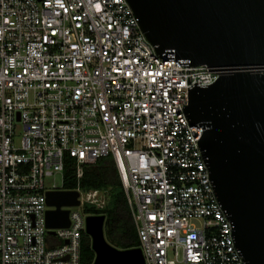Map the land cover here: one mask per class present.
Here are the masks:
<instances>
[{
	"label": "built area",
	"instance_id": "1",
	"mask_svg": "<svg viewBox=\"0 0 264 264\" xmlns=\"http://www.w3.org/2000/svg\"><path fill=\"white\" fill-rule=\"evenodd\" d=\"M227 72L157 55L126 0H0V264H81L86 219L103 214L71 208L106 210L80 180L108 156L145 264H245L185 112ZM67 158L80 204L49 229L47 194L67 190L47 182Z\"/></svg>",
	"mask_w": 264,
	"mask_h": 264
},
{
	"label": "water",
	"instance_id": "2",
	"mask_svg": "<svg viewBox=\"0 0 264 264\" xmlns=\"http://www.w3.org/2000/svg\"><path fill=\"white\" fill-rule=\"evenodd\" d=\"M126 1L157 55L228 70L213 85L192 88L185 112L204 128L199 147L236 248L245 264H264V0ZM78 199L49 192L55 210L47 227L69 228L62 208L79 206ZM105 225L104 215L86 219L93 264H145L141 249L109 244Z\"/></svg>",
	"mask_w": 264,
	"mask_h": 264
},
{
	"label": "trees",
	"instance_id": "3",
	"mask_svg": "<svg viewBox=\"0 0 264 264\" xmlns=\"http://www.w3.org/2000/svg\"><path fill=\"white\" fill-rule=\"evenodd\" d=\"M75 160L66 159L63 188L73 191L77 188ZM80 185L84 190H102L110 195L106 210L95 212L106 216L107 241L119 250H133L139 247V239L132 215L127 203L123 186L112 156L102 158L91 166L84 168ZM95 253L90 244L81 243V264H93Z\"/></svg>",
	"mask_w": 264,
	"mask_h": 264
},
{
	"label": "rangeland",
	"instance_id": "4",
	"mask_svg": "<svg viewBox=\"0 0 264 264\" xmlns=\"http://www.w3.org/2000/svg\"><path fill=\"white\" fill-rule=\"evenodd\" d=\"M47 183L50 184V186H53L55 184L57 187H62L63 184H64V181L62 180V178L60 176H57L55 178L49 179V181ZM80 191L83 194H86L90 190H84V189H82V187L80 185ZM71 211H78V212H80L83 215H91V214H94L95 212H98L94 207H91L89 205H87V206H85L83 208H71ZM106 230L107 229H106V226H105V237H106V240H107ZM84 239H85V241H87L90 244L91 249H92L91 238L85 232L83 233V237H82V240H84ZM47 242L49 243V245L51 247H56V248H59V247H61L64 244L61 240H59L57 238H54L52 236L48 237ZM169 258L173 259L174 258V254L170 253L169 254Z\"/></svg>",
	"mask_w": 264,
	"mask_h": 264
}]
</instances>
